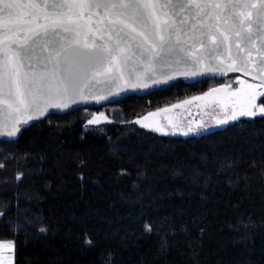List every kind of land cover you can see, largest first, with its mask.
<instances>
[{"label":"trees","instance_id":"16d2710c","mask_svg":"<svg viewBox=\"0 0 264 264\" xmlns=\"http://www.w3.org/2000/svg\"><path fill=\"white\" fill-rule=\"evenodd\" d=\"M238 75L49 115L0 142V240L15 242L14 264H264V118L216 128L193 101L171 118L205 131L132 124Z\"/></svg>","mask_w":264,"mask_h":264},{"label":"snow or ice","instance_id":"6c2138e0","mask_svg":"<svg viewBox=\"0 0 264 264\" xmlns=\"http://www.w3.org/2000/svg\"><path fill=\"white\" fill-rule=\"evenodd\" d=\"M229 73L241 75L134 123L162 135L205 131L204 121L155 119L193 101L211 107L216 127L264 118V0H0V136L149 81ZM107 120L101 112L87 124ZM14 249L0 240V264H12Z\"/></svg>","mask_w":264,"mask_h":264},{"label":"water","instance_id":"95a60500","mask_svg":"<svg viewBox=\"0 0 264 264\" xmlns=\"http://www.w3.org/2000/svg\"><path fill=\"white\" fill-rule=\"evenodd\" d=\"M234 74H239V73H229L226 76L207 74V75H202V76H197V77H188V78L183 77V76H178L175 79L168 81L167 83H160V84H152L149 81L148 87H139L136 89H130L129 88L127 90L120 91L119 94L110 95L107 97V99L100 100L99 102H97L94 99H89L87 101H80L76 104H73L68 109H64V110L51 109L50 113L45 118H47L49 115H53V114L64 115V114L70 113V112L78 110V109L86 108L88 106H100V107L106 106V105L113 104V103L119 101L120 99H122L123 97H125L127 95L145 94V93H147L153 89L169 86L178 80H183V81L190 82V83H198V82H201V81H203L207 78H210V77H220V78L222 77V78H224V77L234 75ZM239 75H241V74H239ZM45 118H43L42 120H44ZM33 122H35V121H33ZM21 134H18L17 137H14V138H8V137L0 136V142L17 141L20 138Z\"/></svg>","mask_w":264,"mask_h":264},{"label":"rangeland","instance_id":"374dc122","mask_svg":"<svg viewBox=\"0 0 264 264\" xmlns=\"http://www.w3.org/2000/svg\"><path fill=\"white\" fill-rule=\"evenodd\" d=\"M234 80H235L234 78H227V79L223 80L222 83L231 82V81H234ZM222 83H220V84H222ZM220 84H218V85H214V86L211 87V88L219 87ZM173 110L176 111L177 108H176V109H173ZM151 112H155V111H151ZM171 112H172V109H171V111L168 112V113H161L160 116L156 117L155 119L163 121V118H165V117H166V118L171 117ZM103 113L105 114V116L107 115L105 112H103ZM95 114H98V113H95ZM146 114H147V113H146ZM146 114H144V115H142V116H140V117H143V116H145ZM107 116H108V115H107ZM107 116H106V117H107ZM136 119H137V118H136ZM136 119H134V120L132 121V124L135 125L136 127H139V126H140L139 124L134 123V121H135ZM101 123H104V121H101ZM99 124H100V123H99ZM86 126H87V128L91 129L94 125H88V124H86ZM140 127H141V126H140ZM141 128H143V127H141ZM216 128H217V127H216ZM145 129H146V128H145ZM148 130H149V129H148ZM149 131H151V130H149ZM152 132H154V131H152ZM155 133H158V132H155ZM158 134L162 135L161 133H158ZM176 135H180V134L178 133V134H176ZM5 255H10L11 258H12V264H14L13 253H10V254H9V253H5Z\"/></svg>","mask_w":264,"mask_h":264}]
</instances>
